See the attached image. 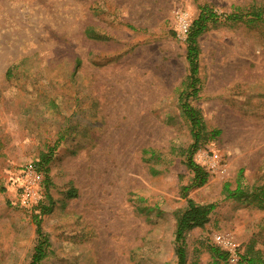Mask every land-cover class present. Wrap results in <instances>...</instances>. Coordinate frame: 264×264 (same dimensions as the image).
<instances>
[{"label": "rangeland", "instance_id": "1", "mask_svg": "<svg viewBox=\"0 0 264 264\" xmlns=\"http://www.w3.org/2000/svg\"><path fill=\"white\" fill-rule=\"evenodd\" d=\"M200 7L217 16L196 39L200 91L188 99L208 176L187 194L216 207L186 232L185 264H212V246L227 252L216 264H264V209L222 194L240 169L264 188V0H0V264L30 262L37 212L13 184L52 148L40 264H176L193 142L178 97Z\"/></svg>", "mask_w": 264, "mask_h": 264}, {"label": "trees", "instance_id": "2", "mask_svg": "<svg viewBox=\"0 0 264 264\" xmlns=\"http://www.w3.org/2000/svg\"><path fill=\"white\" fill-rule=\"evenodd\" d=\"M255 16L260 17V13H255ZM228 19H239V14H231L227 16ZM217 16L211 11L200 7L199 14L196 19L192 21L190 27L188 28L186 36V58L189 65V82L186 88H184L179 94V104L180 109L188 119L190 124V134L193 142L186 149L185 156V166L192 173L191 183L182 186L180 189V195L182 198L186 199L185 207L175 214V228L173 231V250L176 257V264H185L186 262V252L184 246L185 234L188 230L202 226L207 220L208 215L216 207V203L208 204H198L192 199L188 198V191L193 187H199L203 185L207 179L208 173L206 170L199 165L193 158L195 152L200 147V142L203 137L204 124L202 122V117L199 110L192 107L188 103L189 98H194L200 91V80L198 78V55L199 50L197 46V37L206 29L209 22H215ZM219 131L214 130L213 135L217 134ZM56 147V144H55ZM54 148L50 149L48 153L40 157L39 169L42 170L45 180L44 183L47 184L49 169L47 167L48 163L53 156ZM242 169L238 171L235 186L231 188V184L226 182L222 187V194L224 199H233L256 206L259 209H264V188L262 186L247 185L243 183ZM47 186V185H46ZM46 198L49 200V196ZM51 208L48 205L41 203L38 207L37 213L33 214V222L35 225V235L36 243L33 248L31 259L29 264H40L41 260L45 257L48 240L41 229V217L49 213ZM212 256L215 258L212 264H216L218 260H225L227 252L221 250L216 246L211 248ZM246 259L245 257H243ZM249 264H254L255 260L253 258H247Z\"/></svg>", "mask_w": 264, "mask_h": 264}, {"label": "built area", "instance_id": "3", "mask_svg": "<svg viewBox=\"0 0 264 264\" xmlns=\"http://www.w3.org/2000/svg\"><path fill=\"white\" fill-rule=\"evenodd\" d=\"M186 32V26H183ZM43 172L36 164H25L15 177L13 189L18 206L28 212H37L44 199ZM220 243V239L217 240Z\"/></svg>", "mask_w": 264, "mask_h": 264}]
</instances>
